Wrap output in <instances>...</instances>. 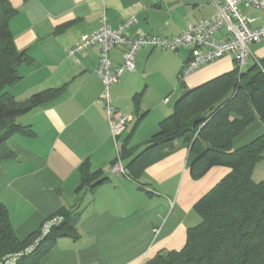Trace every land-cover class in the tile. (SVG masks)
I'll return each mask as SVG.
<instances>
[{"label": "crops", "instance_id": "crops-1", "mask_svg": "<svg viewBox=\"0 0 264 264\" xmlns=\"http://www.w3.org/2000/svg\"><path fill=\"white\" fill-rule=\"evenodd\" d=\"M10 2L18 10L10 21L16 47L26 49L37 62L35 66L20 67L23 79L16 86H29L20 93L13 87L16 99L23 101L36 92L69 83L61 97L18 119L30 125L35 136L14 135L9 146L15 158L0 162V202L8 207L18 236L26 238L61 209H78V237L58 239L42 264H142L160 251L181 249L188 228L199 219L195 204L229 169L213 167L202 178L193 179L188 165L189 147L182 141L143 169L132 170L131 175L114 172L113 161L117 158L116 163L125 165L119 151L126 145L144 144L160 129V122L174 112L175 104L170 106V99L153 104L145 95L156 92L151 87L156 75L174 84L190 56L189 48L173 53L140 47L136 69L124 74L110 92V103L117 114L132 116L116 140L102 99L103 82L96 73L101 46H92L74 57L69 50L82 35L99 29L104 19L117 27L135 17L136 22L127 30L129 36L149 33L172 37L189 24L212 17L215 5L210 0ZM242 9L247 16L259 17L258 24L264 25V10ZM217 37L221 39L222 35ZM252 45L253 55L264 58V40ZM125 49L119 46L110 51L113 67L123 63ZM251 61L253 64V57ZM235 67L234 56L226 55L189 75L185 87L194 88ZM140 92L144 97L137 105L135 96ZM263 134L264 119L256 120L234 137L233 148L245 146ZM83 165L92 172L102 169L109 180L77 192ZM253 179H264V158L256 166Z\"/></svg>", "mask_w": 264, "mask_h": 264}, {"label": "trees", "instance_id": "trees-1", "mask_svg": "<svg viewBox=\"0 0 264 264\" xmlns=\"http://www.w3.org/2000/svg\"><path fill=\"white\" fill-rule=\"evenodd\" d=\"M17 13L10 0H0V162L15 158L9 146L14 135L35 136L32 127L18 119L61 97L69 85L47 88L23 101L16 99L11 89L23 79L20 67L37 65L28 51L19 50L14 42L10 21ZM178 82L186 86L180 73ZM141 96L142 92L135 96L137 105ZM179 98L174 112L160 122V129L144 144L126 145L119 151L120 159L126 161L125 174L160 159L177 141L189 147L193 179L202 178L215 166L227 167L229 172L195 204L201 221L188 228L185 245L160 251L142 264H264V179H253L256 166L264 158V134L233 148L238 133L264 119V58L254 61L247 71L236 65ZM116 162L117 158L113 165ZM84 165L77 192L109 180L102 169L92 172ZM77 211L61 209L47 218L63 217L47 235L41 236L42 224L22 239L11 223L8 207L0 202V264L18 253L16 264H42L58 239L78 237ZM32 245L34 248L27 252Z\"/></svg>", "mask_w": 264, "mask_h": 264}, {"label": "built area", "instance_id": "built-area-1", "mask_svg": "<svg viewBox=\"0 0 264 264\" xmlns=\"http://www.w3.org/2000/svg\"><path fill=\"white\" fill-rule=\"evenodd\" d=\"M215 5V14L204 18L197 23L189 24L179 35L164 37L149 33H137L133 36L127 30L136 22L130 17L117 27H112L104 19L102 26L81 36L79 42L69 50L70 56L84 53L92 46H101V58L96 68L97 75L102 79L104 92L102 99L106 104L110 132L116 140L124 133L132 120L130 114H117L110 103V87L119 83L123 74L136 69V54L142 46L169 49L177 52L182 47L189 48L190 56L181 69L180 77L183 81L200 67L212 63L226 55H233L236 65L243 70L253 57L255 62L259 59L253 55L251 44L264 39V25L258 24L259 17H250L243 12V7L264 10V0H210ZM222 35L219 39L217 36ZM125 47L124 61L115 67L109 57L113 48ZM169 98L165 99L168 102ZM114 172L125 174L122 162L113 166ZM63 220L61 216L46 219L42 226V237ZM34 245L27 249L31 251ZM18 253L9 257L5 264H16Z\"/></svg>", "mask_w": 264, "mask_h": 264}, {"label": "rangeland", "instance_id": "rangeland-1", "mask_svg": "<svg viewBox=\"0 0 264 264\" xmlns=\"http://www.w3.org/2000/svg\"><path fill=\"white\" fill-rule=\"evenodd\" d=\"M264 12V11H263ZM264 40V39H263ZM184 48H187V47H182L181 48V50H184ZM254 48H255V46L254 45H252L251 46V49L252 50H254ZM157 50H164V49H161V48H156ZM169 49H167V51H168ZM187 50V49H186ZM170 52H173V53H176V52H174V51H171V50H169ZM180 52H182V51H180ZM159 64H160V69L159 70H162V68H161V65H162V63L159 61L158 62ZM155 66H156V64H157V61L155 60L154 61V63H153ZM249 66L252 64V61H251V59H249ZM155 69H157V67H155ZM247 69H248V67H247ZM157 71H158V69H157ZM127 72H129V71H127ZM127 72H125L124 74H126ZM181 72V71H180ZM179 72V73H180ZM124 74H123V76H122V78H121V81L123 80V77H124ZM178 77V76H177ZM176 77V79H175V81H174V84L172 83V82H170V84H169V82L167 81V80H165L164 79V77L161 75V74H159V75H156L155 77H153L152 79H151V87H153V90L154 91H156V92H158V94L156 93V92H154L153 94H148V95H145V98L146 99H149L150 101H151V103H153V104H156V102L158 101V100H162V101H164V103H166L165 102V99L166 98H169L170 99V101H171V103H170V106H173V104H175V102L179 99V97L181 96V94H182V92H183V86L178 82V78ZM120 81V82H121ZM144 81V80H143ZM119 82V83H120ZM119 83H115V84H119ZM25 84V83H24ZM115 84H113V85H111V87H110V92H111V89L115 86ZM28 86L29 85H19L18 87L16 86L15 88L16 89H14L15 91L16 90H18L19 89V92L18 93H20L21 92V90H23V89H27L28 88ZM104 86V85H103ZM13 89V88H12ZM32 89V88H31ZM103 91H104V87H103ZM165 91H167L166 92V94L164 95V96H162V98L160 99V95L163 93V92H165ZM24 93H26V91H24ZM28 93V92H27ZM32 94V93H31ZM159 95V96H158ZM165 96H167L166 98H165ZM144 96H142V98H143ZM165 98V99H164ZM215 167H220V168H222V167H224V166H215ZM195 212H196V210H195ZM196 214H197V216H198V222H197V224L201 221V217L199 216V214L196 212Z\"/></svg>", "mask_w": 264, "mask_h": 264}, {"label": "water", "instance_id": "water-1", "mask_svg": "<svg viewBox=\"0 0 264 264\" xmlns=\"http://www.w3.org/2000/svg\"><path fill=\"white\" fill-rule=\"evenodd\" d=\"M187 92H188V88L187 87H184V90H183V92H182L181 95H186ZM179 101H180V98L175 102V106L179 103Z\"/></svg>", "mask_w": 264, "mask_h": 264}]
</instances>
